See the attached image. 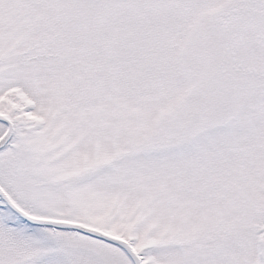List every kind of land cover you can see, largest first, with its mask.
<instances>
[{
    "label": "snow or ice",
    "instance_id": "6c2138e0",
    "mask_svg": "<svg viewBox=\"0 0 264 264\" xmlns=\"http://www.w3.org/2000/svg\"><path fill=\"white\" fill-rule=\"evenodd\" d=\"M0 264H264V0H0Z\"/></svg>",
    "mask_w": 264,
    "mask_h": 264
}]
</instances>
